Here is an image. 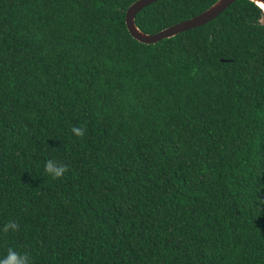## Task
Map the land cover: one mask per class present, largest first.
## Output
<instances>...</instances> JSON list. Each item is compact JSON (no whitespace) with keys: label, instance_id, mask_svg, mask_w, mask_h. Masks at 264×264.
I'll use <instances>...</instances> for the list:
<instances>
[{"label":"trees","instance_id":"obj_1","mask_svg":"<svg viewBox=\"0 0 264 264\" xmlns=\"http://www.w3.org/2000/svg\"><path fill=\"white\" fill-rule=\"evenodd\" d=\"M132 1L0 0V257L264 264L256 7L145 43L125 24ZM214 1L155 0L134 20L152 33Z\"/></svg>","mask_w":264,"mask_h":264},{"label":"water","instance_id":"obj_2","mask_svg":"<svg viewBox=\"0 0 264 264\" xmlns=\"http://www.w3.org/2000/svg\"><path fill=\"white\" fill-rule=\"evenodd\" d=\"M155 0H133L125 10V24L135 39L145 43L156 42L161 38L170 37L175 35L176 33L186 30L203 23H206L210 19L217 16L221 11H223L231 2L234 0H215L209 6H207L202 11L187 17L185 19L176 21L172 24H169L160 30L149 33L141 30L137 24L135 23V15L136 13L149 4L150 2Z\"/></svg>","mask_w":264,"mask_h":264},{"label":"clouds","instance_id":"obj_3","mask_svg":"<svg viewBox=\"0 0 264 264\" xmlns=\"http://www.w3.org/2000/svg\"><path fill=\"white\" fill-rule=\"evenodd\" d=\"M248 2L256 7L258 16L255 20L254 26L264 27V0H248ZM74 135L83 137L85 130L80 127H73L71 129ZM45 173L53 180L61 179L65 173L69 171L66 164L60 163L53 159H48L44 164ZM264 210V199H259V206ZM18 225L14 221H8L2 227L3 233L7 234L10 231H17ZM0 264H31L30 255L27 252L17 251L15 248H8L6 255L0 257Z\"/></svg>","mask_w":264,"mask_h":264}]
</instances>
